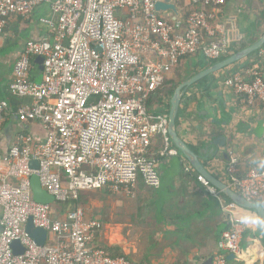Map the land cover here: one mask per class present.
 I'll return each mask as SVG.
<instances>
[{"label": "built area", "instance_id": "built-area-1", "mask_svg": "<svg viewBox=\"0 0 264 264\" xmlns=\"http://www.w3.org/2000/svg\"><path fill=\"white\" fill-rule=\"evenodd\" d=\"M170 1L178 15L157 12L156 5L166 0H0V44L12 17H27L48 2L55 17L51 38L26 41L9 87L11 96L31 100L17 115L42 122L48 138L40 142L19 135L0 157V168H7L0 173V264H130L95 243L101 223L87 217L80 195L108 189L133 196L139 180L147 188H159L157 162L150 155L153 137L163 141L161 154L177 151L170 150L168 116L149 113L147 99L181 58L200 54L217 62L232 53L228 35L212 25L223 0ZM183 2L192 9L189 15L179 8ZM38 56L43 57V75L35 80L32 60ZM225 85L246 105L264 108V46L258 62L236 69ZM10 109L0 97V135ZM229 154V187L264 208V167L241 174L238 159ZM36 161L39 170L33 168ZM35 176L56 202L75 206L61 213L36 203ZM198 180L225 212L238 209L223 201L205 177ZM230 219L212 264H228L229 256L242 255L244 231ZM30 220L47 232L44 246L28 236ZM16 242L22 255L14 253Z\"/></svg>", "mask_w": 264, "mask_h": 264}, {"label": "crops", "instance_id": "crops-1", "mask_svg": "<svg viewBox=\"0 0 264 264\" xmlns=\"http://www.w3.org/2000/svg\"><path fill=\"white\" fill-rule=\"evenodd\" d=\"M238 1L244 7L250 0H229L215 12L212 22L217 31L228 35L233 50L241 48L246 36L247 41L250 40L247 31L233 24L238 17L233 5ZM228 7L233 9L227 11ZM227 22L231 23V30ZM54 23L50 2L37 7L27 17L8 20L6 35L0 44V97L9 101L11 109L0 135V157L9 153L19 135H31L40 142L48 138V130L42 122L23 121L17 115L16 111L31 100L11 96L9 87L26 41L51 38ZM260 50L254 53L255 58L252 54L190 86L178 109L179 123L175 128L179 136L195 153L201 154L207 171L228 186L230 151L238 159L241 174L252 167H264V108L246 105L225 85L226 78L236 69L256 64ZM32 65V74L40 80L43 70L37 57L33 58ZM212 65L196 54L183 60L178 72L184 82ZM176 71L174 69L166 81L174 78ZM167 103L166 98L156 101L150 113L168 116ZM221 137L226 138L225 147L215 143ZM161 141V137H153L150 148L161 178L159 188H147L139 180L133 196L115 195L108 189H101L109 191L104 198L102 214L87 215L101 223L97 244L112 257L127 258L130 264H210L219 252L222 236L231 228L232 216L244 232L242 255L228 264H264V226L258 214L238 204L237 210L225 212L220 200L198 180L200 174L179 154L174 144L170 150H176V155L161 154L164 150ZM0 173L6 174L7 168H0ZM216 190L223 201L234 202ZM85 193H81L79 201L82 202Z\"/></svg>", "mask_w": 264, "mask_h": 264}, {"label": "water", "instance_id": "water-1", "mask_svg": "<svg viewBox=\"0 0 264 264\" xmlns=\"http://www.w3.org/2000/svg\"><path fill=\"white\" fill-rule=\"evenodd\" d=\"M156 10L159 13H164L168 11H172L176 15H178V11L174 5L171 4L170 0H166L165 3H158L156 5ZM176 20V19H174ZM264 46V34L253 44L249 45L248 47L242 49L241 51L231 55L230 57L215 63L211 67L205 69L202 72H199L192 76L190 79L182 82L180 85L176 87L174 93L170 99V108L168 113V136L169 139L172 140L175 148L181 152V154L189 161L190 165L193 169L203 177H205L213 187L220 190L223 194H225L229 199L234 201L236 204L239 205L240 208L245 210L255 211L260 221L263 223L264 226V208L257 203L248 202L244 197L238 194L236 191L231 189L227 184L219 181L213 175H211L207 169L204 167L201 161V154L195 153L184 140L179 136L175 126H176V118L178 114V109L180 105V101L182 96L184 95L185 91L192 85L199 83L203 79L207 78L210 75L218 73L233 64L241 62L251 56L252 54L259 51ZM38 62L41 64V69L43 70V57L38 56ZM217 145H221L225 147L226 138L221 137L217 141H215ZM228 156V155H227ZM40 163L38 161L33 163V168L39 170ZM32 191L34 195V200L36 203L41 205H51L55 202L54 197L48 193L40 183L39 177L35 176L31 181ZM26 232L30 238H32L39 246H44L48 239V234L46 231L42 229H36L34 227L33 221L30 220ZM264 235V232H263ZM13 250L16 256L22 255L24 253V249L21 248L18 242L14 243ZM236 257L234 255L228 258V262H234ZM212 264V260L210 262Z\"/></svg>", "mask_w": 264, "mask_h": 264}, {"label": "rangeland", "instance_id": "rangeland-1", "mask_svg": "<svg viewBox=\"0 0 264 264\" xmlns=\"http://www.w3.org/2000/svg\"><path fill=\"white\" fill-rule=\"evenodd\" d=\"M241 2H235L233 8L236 9L235 15H237L236 22H233L240 30L247 31L251 39L260 38L264 34V2L260 0H250L247 6H241ZM233 8L228 7L227 11H231ZM247 15V18H246ZM243 18H246L243 19ZM228 28L231 30L232 25L227 22ZM242 38V37H241ZM248 40L247 36L245 42ZM252 57H256L254 54ZM109 191L98 190L84 194V199L81 204H83L86 209V214L92 216L102 214L103 212V202L105 196H107ZM70 209L69 205L54 202L51 204V212H61L65 213ZM51 241L53 240L52 235H50Z\"/></svg>", "mask_w": 264, "mask_h": 264}, {"label": "trees", "instance_id": "trees-1", "mask_svg": "<svg viewBox=\"0 0 264 264\" xmlns=\"http://www.w3.org/2000/svg\"><path fill=\"white\" fill-rule=\"evenodd\" d=\"M224 1H226L225 3H227L229 0H224ZM179 8H181V9H185L188 15L192 12V9L189 8V7H186L184 2L180 4ZM258 39H259V38H257V39H251V38H250L249 41H246V42H243V43H242L240 49H243V48L248 47L249 45L255 43ZM240 49H234V50L232 49V53H233V52H238ZM256 54H257V52H256ZM190 57H192V56H186V57L181 58V59L179 60L178 64L176 65V67H175V71H176V69H177V71L175 72V76H174V78H172L171 80H167V81L165 80L164 83H163V85H162V87H161L160 89H158L156 92H154V93H153V94L147 99V101H146V108H147V111H148L149 113H150V111L152 110L153 106L156 104V101L161 102V100H162L163 98H166V99L168 100V103H167V105H168V109L170 108V101H169V100L171 99V97H172V95H173L174 90L176 89V87H177L178 85H180V84L183 82V79L181 78V75H180L179 72H178V70H179V68H180V66H181V62H182L183 60L189 59ZM227 58H228V57H227ZM224 59H226V58H224ZM224 59H222V60H224ZM222 60H220V61H222ZM220 61H217V62H220ZM207 62H208L209 65H212V64L217 63V62H213V61H207ZM39 74H40V73H39ZM35 76H36V75H33V74H32V77H33L35 80H37V79L39 80V78H37V77H35ZM186 77H187V76H186ZM186 77H184V78H186ZM154 96H155V97H154ZM153 97H154V98H153ZM181 107H182V105H181ZM178 123H179V121H178V118H177V119H176V125H178ZM169 141H170L171 145H173L172 140L169 139ZM161 146H162V147L164 146L163 141H161ZM178 152H179V154H181L180 151H178ZM181 155H182V154H181ZM185 160L188 162L187 159H185ZM79 199H80V198H79ZM78 203L81 204V201H78ZM64 204L69 205V206H70V209H72V207L75 206L74 203H64ZM99 232H100V230H99ZM98 236H99V233H98L97 236H96L97 239H98ZM97 239L95 238V243L97 242ZM103 248H104V247H103Z\"/></svg>", "mask_w": 264, "mask_h": 264}]
</instances>
